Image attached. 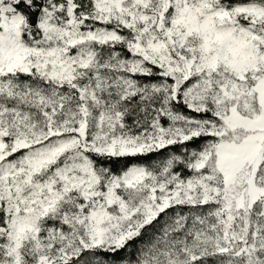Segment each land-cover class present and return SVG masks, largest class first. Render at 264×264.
Instances as JSON below:
<instances>
[{
    "label": "snow or ice",
    "instance_id": "1",
    "mask_svg": "<svg viewBox=\"0 0 264 264\" xmlns=\"http://www.w3.org/2000/svg\"><path fill=\"white\" fill-rule=\"evenodd\" d=\"M0 264H264V0H0Z\"/></svg>",
    "mask_w": 264,
    "mask_h": 264
}]
</instances>
